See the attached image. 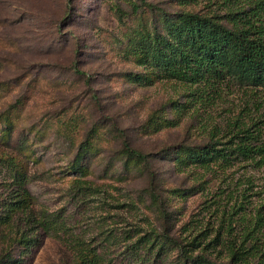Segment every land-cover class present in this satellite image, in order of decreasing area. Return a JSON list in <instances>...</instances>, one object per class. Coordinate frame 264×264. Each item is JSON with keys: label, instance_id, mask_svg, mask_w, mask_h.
<instances>
[{"label": "rangeland", "instance_id": "374dc122", "mask_svg": "<svg viewBox=\"0 0 264 264\" xmlns=\"http://www.w3.org/2000/svg\"><path fill=\"white\" fill-rule=\"evenodd\" d=\"M130 1L0 0V215L14 195L12 158L27 168L34 214L58 216L54 230L32 229L36 242L27 250L12 247L13 232L0 228V264H76L78 243L94 249L100 264H149L143 251L140 262L126 246L146 228L145 218L161 230L151 191L175 213L176 237L194 220L216 230L231 213L234 220L245 218L233 221L236 236L256 216L264 225V167L238 160L227 169L220 163L209 170L178 169L174 156L181 151L177 159L183 158L185 146H204L210 130L226 142L237 118L250 123L264 111V90L225 82L207 91L205 102L194 103L176 127L168 126L175 119L170 103L186 104L193 88L172 80L136 81L151 71L134 57L155 17L133 14ZM146 1L169 13L202 14L224 2ZM124 143L147 155V162L127 157ZM85 148V180L94 187L77 191L71 185L78 174L69 167ZM25 223V216L15 221L18 233L28 231ZM8 253L15 262L5 261ZM149 262L181 264L176 250Z\"/></svg>", "mask_w": 264, "mask_h": 264}, {"label": "trees", "instance_id": "16d2710c", "mask_svg": "<svg viewBox=\"0 0 264 264\" xmlns=\"http://www.w3.org/2000/svg\"><path fill=\"white\" fill-rule=\"evenodd\" d=\"M198 1L178 0L180 6L197 4ZM203 1H210L211 4V0ZM126 4L133 14L143 10L140 12H148L155 17L150 31L140 35L141 40L135 45L138 52L134 57L138 65L147 66L151 71L146 75H136V81L153 85L161 80H172L193 88L188 91L187 97L191 100L186 104L178 101L170 103L175 119L168 121V126L176 127L194 109V103L203 101L207 91L225 82L264 90V0H224L222 7L208 14L193 11L169 13L146 0ZM115 10L120 16L124 15L118 6ZM74 71L82 74L76 68ZM232 125L234 131L226 142H221L215 131L210 130L204 146H185L182 149L185 155L179 159L177 155L181 151L176 152L174 156L178 169L197 167L209 170L219 163L227 169L238 160L255 168L264 167V111L250 123L237 118ZM86 151V148L80 151L69 167L70 171L78 174L71 185L77 191H91L93 186L85 180L88 166L82 164V159ZM123 151L138 163L147 162V155L130 148L127 143L123 144ZM8 159L15 189L6 215H0V228L13 232L8 238L12 247L22 245L27 250L36 242L32 229L37 226L43 231H52L58 216L34 214L33 198L25 188L27 168L11 161L12 158ZM150 197L161 210L162 226L159 231L145 218L146 228L137 230L135 236L128 238L134 239V242L126 246L127 251L137 261H142L141 251L148 256L146 260L150 264V256L166 258L169 251L176 250L181 264H264L261 216H256L253 226L243 228L237 236L233 233V221L245 218L234 220L231 218L234 213H231L226 223L221 220L217 224L216 230L208 223L195 224L194 220L183 227L182 236L176 237L172 227L175 213L163 207L155 191H151ZM24 216L29 229L18 233L14 223ZM75 252L76 264H100L95 250L86 248L82 243L76 244ZM6 257L7 263L15 262L11 254H6Z\"/></svg>", "mask_w": 264, "mask_h": 264}]
</instances>
